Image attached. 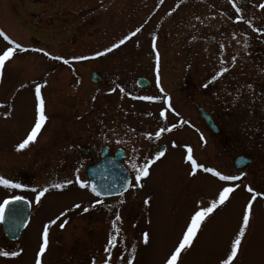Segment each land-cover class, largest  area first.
Segmentation results:
<instances>
[{
	"label": "rangeland",
	"instance_id": "obj_1",
	"mask_svg": "<svg viewBox=\"0 0 264 264\" xmlns=\"http://www.w3.org/2000/svg\"><path fill=\"white\" fill-rule=\"evenodd\" d=\"M262 3L264 0H239L241 12L237 14L229 0H0V29L28 49L16 51L0 73V176L24 185H0V202L22 195L32 203L29 222L18 241H7L0 224V251L20 253L16 257L0 256V264H35L44 225L62 212L65 216L49 228L42 264H92L93 258L96 264H103L109 235L114 234L111 221L117 213L121 232L110 264H127L128 260L132 264H165L194 210L207 206L223 187L236 184L202 170L194 176L189 174V147L193 158L205 167L216 169L221 164L228 168L229 160L218 156L213 133L205 129L195 109L181 103L185 94L176 95L177 112L169 110L166 119L161 118L160 111L167 108L165 100L137 102L139 96L159 94L153 87L139 89L136 78L157 71L159 52L157 83L163 86L161 95H167L171 71H208L203 80L210 79L216 73L209 71H221L232 62L231 24L236 16L253 15L263 24ZM137 28L140 31L124 44L95 56ZM239 28V70L250 71L254 60L247 54V39L255 44L258 37L264 39V34H253L245 22ZM9 46L0 37V52ZM55 56L69 63L51 58ZM91 71L112 83L92 81ZM37 84L42 85L48 119L35 142L18 150L36 117ZM178 112L189 115L193 127L183 126L171 134L178 144L170 147L149 170V176L138 182L142 186H137L133 174L126 193L99 199L89 187L81 188L76 183L77 176L88 183L86 168L106 144H128L127 164L131 167L149 145L139 140H147L149 134L155 135L176 121ZM183 133L187 134L184 138ZM141 145L145 147L140 151ZM82 146L89 147L87 154L82 153ZM257 168L254 191L264 189V163ZM225 170L226 175L235 174ZM67 180L73 183L61 189L51 187ZM245 187L242 183L240 190L231 193L229 200L206 218L192 246L182 251L178 264H219L251 199L247 189L243 192ZM43 188L49 190L36 203V194ZM96 200L103 203L92 207ZM76 204L80 207L75 208ZM65 219L68 223L61 229L59 224ZM144 232L149 234L147 244L143 242ZM235 264H264L261 197L253 201L250 226Z\"/></svg>",
	"mask_w": 264,
	"mask_h": 264
},
{
	"label": "flooded vegetation",
	"instance_id": "obj_2",
	"mask_svg": "<svg viewBox=\"0 0 264 264\" xmlns=\"http://www.w3.org/2000/svg\"><path fill=\"white\" fill-rule=\"evenodd\" d=\"M236 3L240 6L239 0H236ZM243 5L251 7V5H247L245 2ZM250 11L254 10L250 9ZM244 18V20L240 21L235 19L231 24V39L233 42L232 62L228 67H225L227 71L223 72L216 79L213 80L211 77L210 79L203 80L207 77L208 71H191L190 69L188 71H171L173 75H169L171 81L168 86L169 89L166 90L167 95H161L160 89L163 88V86H160L155 80L157 78V71H154L152 75H140L136 78V86L139 89L145 90V88L153 87L159 94L158 97H160V99L152 101L161 103L165 100V96L170 97V103L172 108L176 110L175 112H177L176 100L178 99H176V95L185 94L181 103L184 105L188 104V106L193 107L192 109H195L196 113L200 116V121L204 123L205 129L213 133L212 135L215 140L218 156L228 158L229 160L228 168L220 164L217 166L216 170L223 174H226L225 169L232 170V173H235L233 175H241V173H243L241 179L229 181V183L234 182L236 184V186H233L235 189L234 191L240 190L242 183H246V186H251L256 190L254 187L255 173L258 172L257 170H260L257 166H261L264 163V39L258 37L255 44H253L254 41L251 38L247 39L248 42L245 45L248 49L247 54L253 55L252 59L254 60L252 70H239L240 61H237V58H240L239 24L244 22L247 23V21L250 20L252 22V33L264 34V32L253 30L254 28L264 29V23H257L253 15H245ZM77 31L78 29L73 30L75 33ZM222 54L223 51L220 54V58ZM233 57H235L234 61ZM209 72L210 74L214 72L217 74L221 71ZM140 77H145L149 81L146 87L138 85ZM98 83L108 85L112 83V81H108V79L102 75V79L99 80ZM117 84H121L120 81H118ZM205 85L207 86L205 87ZM131 92L132 91L129 93ZM153 96L156 97V95ZM120 100L122 102V99ZM138 101H142V99H137V102ZM145 102H147V100H145ZM164 104L166 105L165 101ZM200 109L205 110L209 114L213 127L208 126L207 121L200 114ZM174 116L176 117V121L169 123L167 127L176 124V128L161 133L159 137L150 135L146 138L147 140H139V142H144L149 145L148 148H145L146 150L143 151L144 156L137 158L138 161L135 163L137 166H142L146 160L153 157L157 151H164L166 155L170 147L178 144L175 139L171 137V134L183 126L188 128L193 127V122L190 121L191 117L189 115L185 113L180 114L178 112V115L175 114ZM181 121H186V123H181ZM186 136L187 134L183 133L182 138ZM199 136L200 134H198V137ZM84 147L87 149L88 153L89 147L82 146V148ZM103 147H106V157L109 158L115 157L117 151L121 150L123 155L121 162L133 177L135 169L127 164V158L129 156L128 144L122 143L118 146L106 144ZM144 147V145H141V148L139 147L140 151ZM100 153L101 150L94 155V157L92 156L91 159L94 160L91 161V164L101 159ZM159 160L152 164L149 170L154 167ZM216 179L218 178L216 177ZM242 190L245 192L246 187ZM257 192H264V189H257ZM247 193L250 195L249 192ZM261 198L264 199V197ZM3 236L11 243L16 242L9 240L4 233Z\"/></svg>",
	"mask_w": 264,
	"mask_h": 264
},
{
	"label": "snow or ice",
	"instance_id": "obj_3",
	"mask_svg": "<svg viewBox=\"0 0 264 264\" xmlns=\"http://www.w3.org/2000/svg\"><path fill=\"white\" fill-rule=\"evenodd\" d=\"M161 3H163V0H160ZM229 3H231L232 7L235 9V12L239 14L241 12V8L237 5L236 0H229ZM260 8H264V3L259 5ZM236 19L238 21L244 20L245 18L242 15H237ZM249 26H252V22L249 20L247 21ZM254 31L257 32H264V29L260 28H254ZM140 31V28H137L134 32H131L129 35L123 37L120 39L117 43H114L111 45V47L106 48L103 52H96L95 56L99 57L107 52H111L113 49L118 48L120 45L124 44L126 40L130 39L131 36L136 35L137 32ZM0 37H3L5 41L8 42L10 45L5 50L0 52V73H2L5 62L10 60L14 53L16 51H27L28 49L24 48L21 44L17 43L15 40H12L2 29H0ZM221 48L224 46L221 45ZM153 49H155V37H153ZM34 51H43L42 49H33ZM45 55H48V53H45ZM52 59L56 60H63L65 64H68L69 61L67 59H64L60 56L51 57ZM89 57H74V59H88ZM159 52H156V62H157V82L159 83ZM235 60V57H233V61ZM226 68H222L221 72H218L215 76L212 77V79H216L219 75H221L223 72H226ZM46 83V82H45ZM207 85H205L206 87ZM41 87L42 85L37 84L35 85V98L37 101L36 105V117L33 123V126L31 127L30 131L28 132L25 139L22 140L17 145V149H24L26 148L30 143L35 142L37 139L38 134L40 133L42 127L44 126L45 122L47 121L48 117L45 114V104L44 99L41 95ZM250 87V86H249ZM115 89H113L114 91ZM121 92H123V89H120ZM161 92H163V88L160 89ZM138 99L142 100H159L160 97L156 96H142L138 97ZM165 103L167 105L166 109H162L160 111V117L166 119V112L171 110L175 112V110L172 108V105L170 103V97L165 96ZM2 106V105H0ZM178 115V113H176ZM181 123H186V121H181ZM177 125L173 124L171 127H162L155 133L157 137L161 135V133L165 131H171L174 128H176ZM150 136V134H149ZM203 139V137H201ZM119 142V141H118ZM165 155L164 151H157L153 157L146 160V162L142 166H137L136 164H133L132 167L135 169V181L137 182V186L139 185V181L149 176V168L152 164H154L157 160L162 158ZM187 162L190 164V175H196L197 170H202L205 173H211L214 177H217L219 180L224 182L229 181H237L241 179V175H226L222 172L216 170L215 168L211 167H205L203 164L198 163L192 155V149L189 147L187 150V156H186ZM79 170L77 169V172ZM72 180H67L64 183H56L53 184L51 187L56 189H61L65 187L68 184H72ZM76 183L79 184L81 188H87L89 187V184L85 181H82L79 179V176L76 178ZM0 185H3L5 188H22L24 185L20 183H14L12 179H7L3 176H0ZM246 189L249 193H251V199L247 202L246 206L244 207L243 213H242V220L241 224L238 228V231L236 232L234 238L230 241V247L228 252L226 253L225 257L222 258L219 261V264H235V261L238 258V254L241 250L242 241L244 240L246 236V232L250 226V219L252 216V209H253V201L257 199V197H264V192H257L254 191V189L251 186H246ZM48 188H43L40 191L37 192L35 200L36 203L40 202L41 197L45 195L46 192H48ZM234 187L231 186H225L222 189L219 190L218 195L215 199H212L211 202L207 206L200 207L198 206L196 210L191 214L188 223L185 226V230L183 231L181 238L178 240L175 248L171 251L168 258L165 260V264H178V260L180 258V255L182 251L190 248L193 244L194 239L196 238L198 232L201 229L202 224L205 222L206 218L209 217L210 214H212L219 206H222L225 204L226 201L229 200L230 194L234 192ZM32 191H36V189H32ZM91 191L96 196L101 195H110L112 193L110 192H102L100 189H98L97 185L95 183L91 184ZM123 195V193H121ZM24 199L23 196H12L10 198H6L3 200V202H0V224L7 223L9 221V215L12 217H15L17 210L15 208H9V205L17 202L22 201ZM123 201H121L122 203ZM103 203L101 200H96L92 207H95L96 204ZM145 203H148L147 200H145ZM75 208H79L80 205L76 204L74 205ZM88 208H84V211H88ZM65 216V213H60V216H57L56 219L49 221L47 224L44 225L43 231H42V243L39 246V251L36 255L35 264H42L41 256L45 253L46 249L49 245V228L52 224H55L57 220H60L61 217ZM121 221V217L119 213L115 215V218L111 221V227L114 234H110L107 245L105 246V253H107V258L104 259L103 264H110L111 260V254L113 248L117 246L119 234L121 232L120 227L118 226V222ZM68 223V221L65 219L60 224L59 227L63 229L65 225ZM143 242L147 244L149 242V234L147 232H144L142 234ZM20 253L17 251H0V256L3 257H16ZM92 264H96L95 258H93ZM127 264H132L131 260H128Z\"/></svg>",
	"mask_w": 264,
	"mask_h": 264
},
{
	"label": "water",
	"instance_id": "obj_4",
	"mask_svg": "<svg viewBox=\"0 0 264 264\" xmlns=\"http://www.w3.org/2000/svg\"><path fill=\"white\" fill-rule=\"evenodd\" d=\"M93 81H98L101 76L97 72H93L91 76ZM140 86H146L148 81L145 78L138 80ZM201 116L207 121L210 127H213L212 120L205 110L200 109ZM83 153H87V149H82ZM107 149L102 152L105 156ZM121 150H118L115 157H104L97 163L90 166L87 170L89 177V185L95 183L102 192H110V195H101L99 197H112L121 195L128 190L131 183V175L129 171L120 163L122 158ZM9 208L17 210L15 217L9 215V221L3 224V231L12 240H16L21 235L22 230L26 226L30 216V202L26 199L17 201Z\"/></svg>",
	"mask_w": 264,
	"mask_h": 264
}]
</instances>
